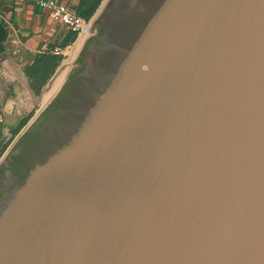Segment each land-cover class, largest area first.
Listing matches in <instances>:
<instances>
[{
    "label": "water",
    "instance_id": "1",
    "mask_svg": "<svg viewBox=\"0 0 264 264\" xmlns=\"http://www.w3.org/2000/svg\"><path fill=\"white\" fill-rule=\"evenodd\" d=\"M0 159V264H264V0H104Z\"/></svg>",
    "mask_w": 264,
    "mask_h": 264
},
{
    "label": "crops",
    "instance_id": "2",
    "mask_svg": "<svg viewBox=\"0 0 264 264\" xmlns=\"http://www.w3.org/2000/svg\"><path fill=\"white\" fill-rule=\"evenodd\" d=\"M38 0H0V159L9 144L27 125L38 105L37 97L60 69L64 50L76 33L50 17ZM79 17L92 21L101 4L82 14V0H56Z\"/></svg>",
    "mask_w": 264,
    "mask_h": 264
},
{
    "label": "built area",
    "instance_id": "3",
    "mask_svg": "<svg viewBox=\"0 0 264 264\" xmlns=\"http://www.w3.org/2000/svg\"><path fill=\"white\" fill-rule=\"evenodd\" d=\"M37 3L49 13L51 18L74 31L77 39L89 34L92 26L91 21L79 17L68 5L56 0H38ZM51 53L65 55V50L61 47H55Z\"/></svg>",
    "mask_w": 264,
    "mask_h": 264
},
{
    "label": "rangeland",
    "instance_id": "4",
    "mask_svg": "<svg viewBox=\"0 0 264 264\" xmlns=\"http://www.w3.org/2000/svg\"><path fill=\"white\" fill-rule=\"evenodd\" d=\"M81 38V37H80ZM80 38L77 39L76 37V40L75 42L69 46L67 49H65V55H64V58H63V61H62V65H61V69L68 63V61L71 59V57L73 56V54L75 53L76 51V45H77V42L80 40ZM74 48V49H73ZM72 52V53H71ZM61 72L57 75V77L55 78V80L52 82V84L47 88L44 96H43V99H42V103L40 105H38L36 107V109H34V111L30 114L28 120H27V123L32 119V117L41 109V107L43 106V104L45 103V101L48 99V97L52 94V92L55 90V88L57 87L58 85V81L57 78L60 76ZM60 78V77H59ZM56 82V83H55ZM12 143V141L10 142V144ZM9 144V145H10Z\"/></svg>",
    "mask_w": 264,
    "mask_h": 264
},
{
    "label": "trees",
    "instance_id": "5",
    "mask_svg": "<svg viewBox=\"0 0 264 264\" xmlns=\"http://www.w3.org/2000/svg\"><path fill=\"white\" fill-rule=\"evenodd\" d=\"M103 0H82L81 2V10L82 14L86 15V10L92 12L101 4Z\"/></svg>",
    "mask_w": 264,
    "mask_h": 264
},
{
    "label": "bare ground",
    "instance_id": "6",
    "mask_svg": "<svg viewBox=\"0 0 264 264\" xmlns=\"http://www.w3.org/2000/svg\"><path fill=\"white\" fill-rule=\"evenodd\" d=\"M85 37L86 36H82L81 38H80V40L77 42V45H76V50H77V48L79 47V45L81 44V42L85 39ZM74 49V48H73ZM72 53V52H71ZM60 77V76H59ZM59 77L57 78V80L56 81H59ZM56 83V82H55ZM53 85V84H52ZM56 89V88H55Z\"/></svg>",
    "mask_w": 264,
    "mask_h": 264
}]
</instances>
